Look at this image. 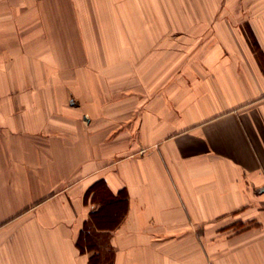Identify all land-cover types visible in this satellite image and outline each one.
<instances>
[{
  "label": "crops",
  "instance_id": "crops-1",
  "mask_svg": "<svg viewBox=\"0 0 264 264\" xmlns=\"http://www.w3.org/2000/svg\"><path fill=\"white\" fill-rule=\"evenodd\" d=\"M210 4L169 41L129 33L109 74L108 0H0V88L86 61L78 101L0 95V264H264V0ZM97 180L126 210L81 251Z\"/></svg>",
  "mask_w": 264,
  "mask_h": 264
},
{
  "label": "rangeland",
  "instance_id": "rangeland-1",
  "mask_svg": "<svg viewBox=\"0 0 264 264\" xmlns=\"http://www.w3.org/2000/svg\"><path fill=\"white\" fill-rule=\"evenodd\" d=\"M211 1L217 2L223 0H108V6H111L104 7L101 12V15H103L105 19L107 18V23L100 25L102 26L101 31L105 37L102 40V52L104 53L102 64L104 69L111 74V67L113 64L126 65V59L128 58L126 44L129 41V33L149 34L151 32H161L162 37L164 33L169 41L176 33H186L185 27L187 25L173 23L171 19L174 16H185V14H188L189 9L187 5L189 3H192L196 7L199 2L201 7L199 10H206L204 7L211 5ZM195 2L196 4H194ZM217 10L219 9L216 8V11ZM163 16H167V22L164 21L163 23H159L158 18ZM117 45L118 49H120L119 59L117 60L116 56L111 59V56L106 52L108 49H111V46L112 48H116ZM157 46L158 41L153 47ZM133 54L136 53L131 49L129 55L132 57ZM117 61L119 62L117 63ZM85 62L84 56H51L50 63L53 64V66L50 65V72H23L22 82L20 83L21 90L16 88H0V95L35 94L45 97L53 93L55 96H70L75 101H78L77 91L72 89L68 95L66 89H64V85L67 80H69L72 88L77 85L79 70L85 65ZM35 75H37V78H35ZM49 75L51 89H47L45 86L46 79ZM68 77H70V79H67ZM65 78L66 80H64ZM32 82H34L35 86L31 84Z\"/></svg>",
  "mask_w": 264,
  "mask_h": 264
},
{
  "label": "trees",
  "instance_id": "trees-1",
  "mask_svg": "<svg viewBox=\"0 0 264 264\" xmlns=\"http://www.w3.org/2000/svg\"><path fill=\"white\" fill-rule=\"evenodd\" d=\"M261 56V55H260ZM91 194L93 198L98 196L99 207L89 213L84 221L81 234L77 239V245L81 251L94 246V238L90 233L92 225L98 229L115 228L122 220L126 210V193L121 189L116 194H111L103 180H97L87 190L85 195ZM99 253H94L90 258V264L97 263Z\"/></svg>",
  "mask_w": 264,
  "mask_h": 264
},
{
  "label": "bare ground",
  "instance_id": "bare-ground-1",
  "mask_svg": "<svg viewBox=\"0 0 264 264\" xmlns=\"http://www.w3.org/2000/svg\"><path fill=\"white\" fill-rule=\"evenodd\" d=\"M138 10H139V9H138ZM136 11H137V10H136ZM139 11H140V10H139ZM139 11H138V12H139ZM138 12H137V13H138ZM137 13H136V14H137Z\"/></svg>",
  "mask_w": 264,
  "mask_h": 264
}]
</instances>
